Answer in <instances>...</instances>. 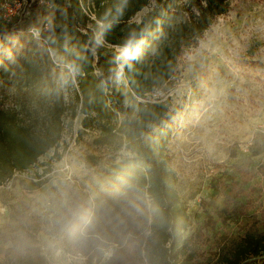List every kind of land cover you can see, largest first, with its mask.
Instances as JSON below:
<instances>
[{
  "label": "trees",
  "instance_id": "trees-1",
  "mask_svg": "<svg viewBox=\"0 0 264 264\" xmlns=\"http://www.w3.org/2000/svg\"><path fill=\"white\" fill-rule=\"evenodd\" d=\"M80 1L54 0L50 9L34 6L19 24L0 25V93L14 92L11 106L6 96L0 99V186L49 150L50 159L59 160L63 132L81 115L82 129L96 131V147L126 153L83 179L85 189L115 200L133 228L115 264H194L198 254L183 235L189 216L166 152L184 107L151 95L173 87L180 57L227 12L229 0ZM31 28L40 31L57 65ZM64 76L73 89L68 103ZM88 160L91 166L99 161ZM16 180L29 193L41 185L36 175ZM4 228L0 239L10 246L0 264H49L34 225L11 215ZM206 264H264V213L219 244Z\"/></svg>",
  "mask_w": 264,
  "mask_h": 264
},
{
  "label": "rangeland",
  "instance_id": "rangeland-1",
  "mask_svg": "<svg viewBox=\"0 0 264 264\" xmlns=\"http://www.w3.org/2000/svg\"><path fill=\"white\" fill-rule=\"evenodd\" d=\"M60 85L70 102L67 76ZM5 94L0 99L6 96L11 106L14 92ZM153 98L184 107L166 152L189 216L183 235L198 254L194 264H206L219 244L264 213V0H229L227 12L180 57L173 87ZM81 118L65 128L59 160H51L49 150L17 174L25 180L38 176L35 191L22 189L16 179L0 186V235L12 215L35 226L49 264H115L133 228L115 200L85 189L83 179L126 153L96 147V131L83 130ZM90 155L99 159L94 166ZM9 246L0 239V261Z\"/></svg>",
  "mask_w": 264,
  "mask_h": 264
},
{
  "label": "built area",
  "instance_id": "built-area-1",
  "mask_svg": "<svg viewBox=\"0 0 264 264\" xmlns=\"http://www.w3.org/2000/svg\"><path fill=\"white\" fill-rule=\"evenodd\" d=\"M80 4V0H78ZM55 5L54 0H0V25H6L11 22H15L19 24L20 22L24 21L29 15L34 6L38 8H43V9H50ZM82 10L84 13L88 15V10L84 7H82ZM90 19H94L93 15L89 14L88 15ZM100 25V23H99ZM48 28V23H45L43 25V30ZM87 29H90L89 26H87L84 29H79V31L82 34H85ZM33 38L40 40L41 45L47 50L48 56L51 59L52 63L54 65H57L53 52L50 50L48 43L41 37L40 31L31 28L28 31ZM69 70L73 82H75V87H76V81L74 80V74L71 71L69 67H67ZM120 69V68H119ZM154 93L151 95L153 98ZM144 101V100H141Z\"/></svg>",
  "mask_w": 264,
  "mask_h": 264
}]
</instances>
